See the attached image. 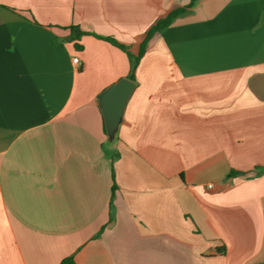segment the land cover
<instances>
[{"label": "crops", "instance_id": "crops-1", "mask_svg": "<svg viewBox=\"0 0 264 264\" xmlns=\"http://www.w3.org/2000/svg\"><path fill=\"white\" fill-rule=\"evenodd\" d=\"M191 2L0 0V264H264L263 0H197L104 131L131 63L101 38L136 55Z\"/></svg>", "mask_w": 264, "mask_h": 264}, {"label": "trees", "instance_id": "trees-1", "mask_svg": "<svg viewBox=\"0 0 264 264\" xmlns=\"http://www.w3.org/2000/svg\"><path fill=\"white\" fill-rule=\"evenodd\" d=\"M196 1L197 0H192V2L187 7L174 9V10L170 11L165 17L157 20L155 22V24L153 26H151V28L147 32L145 39L140 44L139 52L136 55L132 54L126 45L119 43L114 38H111V37L101 38V39L108 41L112 45L120 48L121 50H123L128 55L130 63H131V72H130L128 79L135 81L136 70L139 66L141 59L146 54L148 45H149L150 41L154 38V36L159 34V33H162L176 19L188 14L190 12V9L195 6ZM263 12H264V0H263ZM69 29L71 30V39H72V41H74V46L77 49H82V45L80 44V40H81V37L83 35H85L86 33L83 32L78 26H70ZM103 126H104V131L106 133L104 120H103ZM116 188H117L116 185H114L113 189H112L113 195H114ZM60 264H75L74 257L70 256L68 258H65L64 260L61 261Z\"/></svg>", "mask_w": 264, "mask_h": 264}, {"label": "water", "instance_id": "water-1", "mask_svg": "<svg viewBox=\"0 0 264 264\" xmlns=\"http://www.w3.org/2000/svg\"><path fill=\"white\" fill-rule=\"evenodd\" d=\"M134 81L123 78L105 89L97 98L109 142L116 140L126 105L135 90Z\"/></svg>", "mask_w": 264, "mask_h": 264}, {"label": "built area", "instance_id": "built-area-1", "mask_svg": "<svg viewBox=\"0 0 264 264\" xmlns=\"http://www.w3.org/2000/svg\"><path fill=\"white\" fill-rule=\"evenodd\" d=\"M73 63H74L75 65H79V64H80V61H79L78 58H74V59H73ZM209 188H213V185H209Z\"/></svg>", "mask_w": 264, "mask_h": 264}]
</instances>
